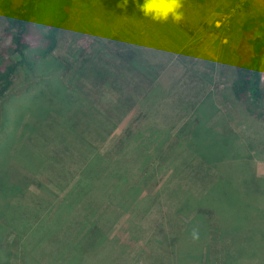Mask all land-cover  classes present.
Here are the masks:
<instances>
[{"label": "rangeland", "instance_id": "obj_1", "mask_svg": "<svg viewBox=\"0 0 264 264\" xmlns=\"http://www.w3.org/2000/svg\"><path fill=\"white\" fill-rule=\"evenodd\" d=\"M244 1L181 0L179 11L182 18L179 22L187 23L189 29L197 34L192 38L171 17L166 22H156L145 17L140 10L133 13L129 8L128 14L119 15L124 5L121 0H72L70 16L58 33V45L46 58H58L56 61L61 62L59 68L48 71L43 59L36 57L39 31L33 29L27 53L35 61L34 68L18 72L11 89L0 103V168L9 173L12 180L27 183L31 190L39 193L41 191L36 188V183H30L33 178L27 160L38 151H47L59 157L58 161L67 159L66 168L60 161L56 167L59 172L55 173L60 176L64 174V179L69 180L71 174L75 176L78 173V163H83L84 155L93 146L81 140L77 134L81 126H76L68 118L73 114L78 121L83 120L80 101L72 102L74 93L86 97L92 109L97 105L102 110L110 107L108 110L113 117H109L111 123L107 124L109 132H102L101 136L92 140L93 148L104 152L111 148L137 116L142 107L139 92L150 85L147 79L160 84L164 90H173L175 95L181 93L185 96L191 92L188 83L194 80L192 73L195 71V76H201L204 82L203 91L196 94L197 98L207 95V101L215 105L213 111L217 115L220 112L227 115L226 123L236 134V150L247 149L246 153L241 152L244 155L241 159L230 164L234 176L230 175L232 179H239L240 185L249 188L252 194L247 195L245 189L238 188L235 182L234 188H229L228 196L217 202L218 221L217 224L207 222L211 227L209 232L202 229L206 228L205 222L201 224L194 213L176 217L175 203L166 194L171 184L169 181H179L184 188L192 185L195 193H201L215 170L213 165H209V172L205 175L206 169H203L202 162H198L199 157L191 159L187 152H181L179 148L167 150L169 144H166V151L152 165L149 179L143 180L144 183L131 196L130 203L120 205L107 201L101 205L99 223L110 240L109 247L102 252L106 259L108 255H116L117 261L112 264H172L176 250L189 246L190 250L197 251L205 243L209 245L205 255L213 261L210 264H264V228H261L264 216L260 220L255 218L256 212L264 209V190L255 181L257 176L264 177V118L257 111H248L243 102L231 95V77L226 65L235 60L233 51L237 36L232 27L236 29L241 19L248 15H264V0H250L249 8H244ZM110 4L116 7V12ZM141 5L131 8L140 9ZM4 26L0 9V35ZM120 31L131 34L130 39H124L130 40V45L141 39L143 44L152 47L158 43L164 52L159 68L155 67L153 71L155 76L142 78L127 72L123 84H126L124 93H132L130 100L128 104L113 106L100 100L102 94L99 95L97 86L87 81L91 80V76L87 75L90 71L86 73L88 64L81 67L79 62L99 54L111 56L109 45L112 44L107 35ZM83 47L88 50L84 54ZM76 54H82L77 62ZM108 60L112 65L114 60ZM66 62L73 63L74 67L66 71ZM103 62L108 63L106 59ZM210 66L213 67L212 71ZM261 80L264 87V69H261ZM81 85H86V89ZM262 104L261 108H257L261 112L264 109ZM144 105L154 110L149 101ZM193 109L194 105L190 108L159 105L158 110L168 118L161 125L178 127ZM179 115L184 117L176 121ZM83 121L81 124L84 128L86 125ZM70 127L74 129L69 130ZM68 139L74 140V146L68 144ZM189 160L202 168L189 167ZM226 163L229 164V161ZM46 172H41L39 179L52 189L49 193L45 190L47 199H50L63 192L55 186L60 183L53 173ZM189 174H193L194 181H191ZM139 175L140 172H136L134 176L142 180L144 177ZM251 200L254 210L249 208L247 211L244 204ZM216 225L227 229L228 236L225 235L227 231ZM243 239H248V244ZM11 241V234L0 235V264H8L5 262L7 259L9 264H26L17 256L18 248L10 246ZM121 249H124V253L119 252ZM30 250L38 256L36 247Z\"/></svg>", "mask_w": 264, "mask_h": 264}, {"label": "trees", "instance_id": "obj_2", "mask_svg": "<svg viewBox=\"0 0 264 264\" xmlns=\"http://www.w3.org/2000/svg\"><path fill=\"white\" fill-rule=\"evenodd\" d=\"M121 1L124 5L119 15L128 14V8L133 13L137 12L139 9L135 10V7L144 2V0ZM243 4L244 8H249L251 1L246 0ZM72 6V0L0 1V9L5 21L0 35V103L11 89L13 79L18 72L22 69L34 68L35 61L27 53L33 29L39 31L36 57L43 59V64L45 63L48 71L59 68L61 62H57L58 58H46L56 49L58 33L68 20ZM132 6H135L134 10ZM113 8L116 12V7ZM172 21L189 34L188 36L193 38V35H197L189 29L187 23L175 22L173 19ZM232 31L237 36L233 51L235 60L226 64L231 77L229 85L231 95L243 102L248 111H257V114L264 118V109L262 112L257 109L264 103V87L261 80V69H264V15L254 14L243 17L236 29L232 27ZM107 36L112 44L109 45L111 56L99 54L90 59L87 57L79 64L81 67L88 64L86 73L90 71L87 75L91 76L93 81L89 79L87 81L97 86L99 95L102 94L100 98L102 102L113 106L128 104L132 93H124L125 75L128 72L132 76L142 78L155 76L153 71L155 72V67L159 68L164 48L159 47L158 43L153 47L145 45L141 39L135 40L134 45H130V40L124 41V39L126 37L130 39L131 34L124 31ZM83 51V54L86 53L87 47H83ZM81 55H75L76 62ZM104 59L108 63L103 62ZM108 59L114 60L112 65ZM65 65L66 71L74 67L73 63L66 62ZM210 68L212 71L213 67L210 66ZM195 74L196 72L193 71L194 80L187 82L191 92L185 96L181 93L175 95L173 90H164L159 86L160 84L147 79L150 85L139 92L142 107L137 116L132 119L111 148L104 152L93 148L92 140L101 136L102 132H109L107 124L111 123L110 119L113 117L108 110L110 107L102 110L97 105L92 109L86 97L74 95V93L72 102L80 101L83 120L85 119L82 121L86 126L83 128L82 121H78L73 114L68 118L73 120L76 126H81L77 131L81 140L93 146L89 147L88 153L84 155L83 163H78L76 177L71 174L70 179L75 178L70 183V179H64V174L60 176L55 173L59 172L56 167L61 162L63 168H66L67 159L58 161L59 157L50 155L47 151H38L29 157V161L27 160L33 178L30 183H36V188L41 191L39 193L31 190L27 183L12 180L9 173L0 168V235H12L10 246L18 248L17 256L21 262L26 264L39 261V264H101L102 262L112 264L116 262V255L114 257L108 255L106 259L102 252L104 248L109 247L110 240L99 223L101 205L107 201L108 203L118 202L120 205L130 203L131 196H134L139 186L144 183V179H149L152 165L157 157L162 156L166 151V144H169L167 150L179 148L181 152H187L191 159L196 160L199 157L198 162H202L203 169H206L205 175L209 172V165H213L215 170L214 176L206 181L201 193H195L192 185H186L184 188L179 181H169L171 184L166 194L175 203L176 217L182 218L194 213L195 217L201 220V224L205 222L206 228L202 229L209 232L211 227L207 222L213 221L217 224L218 221L217 202H221L224 200L223 197L228 196V190L230 187L234 188L235 182L238 188L245 189L247 195L252 194L249 188L240 185L239 179L231 178L234 174H231L230 164L233 165L236 160L241 159L244 156L241 152L246 153L247 149L236 150V134L226 123L227 115L223 112L217 115L213 111L215 105L207 101L209 98H206L207 95L197 98L196 94L203 91L204 82L201 76H195ZM82 87L86 89V85ZM84 93L88 92L84 91ZM147 101L153 104L154 110L144 105ZM163 104L167 107L177 105L178 108L180 106L190 108L194 105V109L191 115L184 119L182 125L167 126L161 125L166 123L167 116L158 110L159 105ZM86 107L87 110H85ZM182 116L184 117L179 115L176 121L183 118ZM138 120L141 123H138ZM72 129L74 128H69V130ZM68 142L69 145L74 146L73 139H68ZM227 161L229 164L226 163ZM188 163L191 168L193 166L202 168L193 161L189 160ZM53 166H55L54 170ZM46 171L53 173L60 183L55 186L63 192L50 199L46 196L52 189L47 187L44 180L39 179L41 172ZM136 172H140L139 177L144 178L136 179L134 176ZM189 176L191 181H194L193 174ZM255 181L264 190V177L257 176ZM252 202L253 200L244 204L247 211L249 208L253 209ZM254 206L256 207V204ZM263 216L264 209L261 208V211L256 212L255 218L260 220ZM215 227L223 228L220 225ZM261 228H264V223L261 224ZM223 230L227 231L225 235L228 236V230L224 228ZM246 241L248 244L249 240H244L245 243ZM33 247L37 248V257L31 253L30 249ZM208 248L209 245L204 243L200 251L190 250L189 246L178 249L174 252L172 264L213 263L211 258L205 255ZM119 252L124 253V249ZM30 254L32 256H29ZM5 262L9 264L8 259Z\"/></svg>", "mask_w": 264, "mask_h": 264}, {"label": "clouds", "instance_id": "obj_3", "mask_svg": "<svg viewBox=\"0 0 264 264\" xmlns=\"http://www.w3.org/2000/svg\"><path fill=\"white\" fill-rule=\"evenodd\" d=\"M181 7V0H144L139 10L153 21L166 22L170 17L174 21L181 20Z\"/></svg>", "mask_w": 264, "mask_h": 264}]
</instances>
